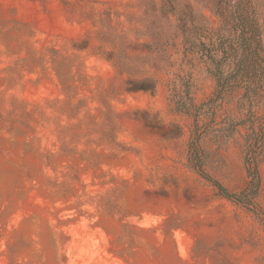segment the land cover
<instances>
[{"label": "rangeland", "instance_id": "rangeland-1", "mask_svg": "<svg viewBox=\"0 0 264 264\" xmlns=\"http://www.w3.org/2000/svg\"><path fill=\"white\" fill-rule=\"evenodd\" d=\"M176 1L219 29L213 0ZM159 9L0 0V264H264V99L203 107L216 81ZM123 64L155 90L128 93ZM179 77L201 110H175ZM197 138L230 193L258 170L253 200L193 169Z\"/></svg>", "mask_w": 264, "mask_h": 264}, {"label": "trees", "instance_id": "trees-1", "mask_svg": "<svg viewBox=\"0 0 264 264\" xmlns=\"http://www.w3.org/2000/svg\"><path fill=\"white\" fill-rule=\"evenodd\" d=\"M209 6L220 22L215 31L197 23V16L189 4L181 7L176 0H161L159 10L168 18L175 17L182 34L185 58L204 63L207 73L216 81L215 93L203 107L212 105L216 109L226 96L240 92L239 101L247 103L250 110L264 99V0H213ZM123 70L130 76L126 82L128 93L155 90L152 78L135 80L132 77L137 71L124 64ZM179 80V90L171 95L175 110L189 114L201 110L193 104L189 81L186 77H179ZM199 145V138L191 145L193 169L216 187L222 197L239 204L256 197L260 186L256 168L248 169L252 178L249 190L240 195L232 194L204 171Z\"/></svg>", "mask_w": 264, "mask_h": 264}]
</instances>
